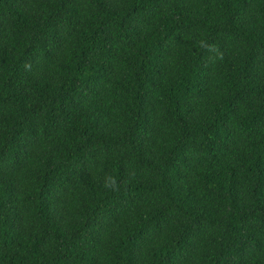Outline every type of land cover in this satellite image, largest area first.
Returning a JSON list of instances; mask_svg holds the SVG:
<instances>
[{"label": "trees", "instance_id": "obj_1", "mask_svg": "<svg viewBox=\"0 0 264 264\" xmlns=\"http://www.w3.org/2000/svg\"><path fill=\"white\" fill-rule=\"evenodd\" d=\"M0 264H264V0H0Z\"/></svg>", "mask_w": 264, "mask_h": 264}, {"label": "clouds", "instance_id": "obj_2", "mask_svg": "<svg viewBox=\"0 0 264 264\" xmlns=\"http://www.w3.org/2000/svg\"><path fill=\"white\" fill-rule=\"evenodd\" d=\"M200 46L202 48H205V49L209 50V51L215 50L217 52V56L214 57L213 59H216V58L222 59L223 58L222 53H219L218 49L215 48V45H208L206 42L201 41L200 42ZM104 187L105 188H110L113 191L118 190V185H117L116 179L114 177H109L108 178V182H106L104 184Z\"/></svg>", "mask_w": 264, "mask_h": 264}]
</instances>
